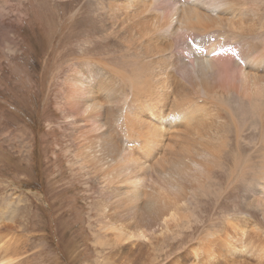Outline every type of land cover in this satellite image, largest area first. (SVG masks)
<instances>
[{"label": "bare ground", "instance_id": "1", "mask_svg": "<svg viewBox=\"0 0 264 264\" xmlns=\"http://www.w3.org/2000/svg\"><path fill=\"white\" fill-rule=\"evenodd\" d=\"M49 1L0 0V57L21 50L24 21L44 32L59 17ZM54 1L78 16L61 22L70 33L47 96L57 144L48 169L68 162L72 176L49 210L65 217L56 236L98 223L97 264H264V0ZM16 129L2 152H24L28 131ZM82 181L86 192L69 196ZM15 196L0 264H25L32 251L15 235L31 206Z\"/></svg>", "mask_w": 264, "mask_h": 264}, {"label": "rangeland", "instance_id": "2", "mask_svg": "<svg viewBox=\"0 0 264 264\" xmlns=\"http://www.w3.org/2000/svg\"><path fill=\"white\" fill-rule=\"evenodd\" d=\"M49 6L58 10L59 17H57L56 20L52 19L49 22L51 24L46 22L44 32L38 30L39 27L38 29L31 27V31L29 29V25L25 24L27 22L24 21L23 27H28V29L26 28L23 30L22 35L20 36L21 50H18L19 52L14 56L10 55L8 58L0 57V141H6L17 136L19 134L18 129H16L18 125H23L28 131L26 135L29 136L25 143L26 146L23 148L24 152L22 153L20 152L21 148L13 151L11 146H8V149L11 150V152H9V150H4V153L1 151L0 146V189L3 191L0 193V225L2 224V220H5L7 207L6 197H8L9 200V196L15 194L17 195L15 196L16 200L18 197H21L23 201L20 205L21 209H24L26 204L29 205L26 210H28L31 206V210L29 209L26 213L27 215L31 214V221L27 222L25 214V218L23 219L24 223L20 224L18 228L19 230L15 232V235L23 238V240H27L28 243H26V246L32 251L25 255L22 248H25L26 246L25 243H23L21 248L19 246L17 247L18 255L13 256L18 258L19 255L24 254L25 257H29L30 259L27 257L25 258L28 259L25 264H97L96 260L98 259V252L103 253V248L101 249L96 246V236L92 235L94 230L91 229V226L92 228H95L99 224H94L92 222L93 226L83 220L84 222H80L73 230V233H79L81 235L80 238L72 237L71 232L68 229L62 230V227L61 236L59 235L58 237L54 232V224H64L66 222L65 217L60 216V210L56 211L54 214L49 211L51 208L57 210V207H60V202L64 199V197L61 198L59 189L67 187L68 181H70L69 179H72L68 162H65V164L63 163L61 170L58 168V171L55 169L54 171L49 172L48 169L49 163L52 162V160L48 159V157L54 156L53 153L55 154V151L57 150V144L50 135L49 120L51 116V109H53L54 106L52 108L51 106H48L47 96L50 94L51 85L55 79H57V73L59 72L61 65L64 64V60H62L63 62L61 60H57V57L59 56V53L64 54L65 52V40H67V36L70 33L68 30V24L76 14L74 11H71L65 16L61 15V6L59 8L55 7L54 0L48 2V7ZM27 8L30 11L32 7L29 6ZM48 10H50V7ZM29 13L31 15V11ZM86 16L87 13L85 17ZM31 17L32 19L36 18L35 16L33 18V15H31ZM77 17L78 16H75L73 20ZM60 18L61 20H59ZM61 22L68 24L63 27ZM97 29L101 32L99 28ZM80 31L81 29H79L78 32ZM39 32L40 35L42 34L44 37H40ZM83 37L85 38V36ZM84 38L75 41L74 46L80 48L82 40H85ZM61 40H63V42L58 48V43ZM5 47H7L5 42H3L2 45L0 42L1 52ZM53 49L54 52L51 54ZM77 54L78 53H76V55ZM48 58L50 60H48ZM19 65H21L20 67L22 68H19ZM16 68L19 72L15 75L17 70ZM20 69L23 70L21 71ZM62 69L65 70V68ZM20 74L22 78H18ZM54 97H56V95ZM9 98L12 101H9ZM1 120L8 124V127H5L7 129L3 127ZM42 140L45 141V143H43ZM51 147L53 149H51V151L49 150L50 155L47 156V149ZM43 149L44 155L41 154ZM68 161L72 162L71 158H68ZM63 170L66 171L67 176L70 178H65V173L63 172V180L66 182L64 181L61 183L59 181V176L56 175ZM85 183V181L80 182V186L82 187L76 190V196H72L69 194V191H67L68 195L75 198L78 197V195H83L87 189ZM84 198L87 199V197ZM81 201L82 199L79 197V203L77 205L78 207L83 208ZM243 205L244 204L241 203V208H243ZM94 208L96 210L97 207L94 206ZM88 211L89 209L86 211L87 213L84 211L83 214L86 213L88 216ZM232 211L233 210L231 209V212ZM217 212H219V210ZM249 212L252 213V216H255V212L253 210H250ZM213 213L214 209L212 210V214ZM94 217L97 218V213ZM212 218L218 219L219 216H213ZM208 219L209 216L206 219L207 222ZM29 222H31V224ZM95 234L99 236V232H96ZM25 237L26 239H24ZM74 238L77 239L76 242H73L72 239ZM61 240L64 241L63 244H61ZM11 253L12 250L10 254ZM101 259L102 258H99V260Z\"/></svg>", "mask_w": 264, "mask_h": 264}]
</instances>
